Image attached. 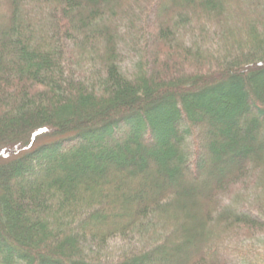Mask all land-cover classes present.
<instances>
[{"label":"trees","instance_id":"16d2710c","mask_svg":"<svg viewBox=\"0 0 264 264\" xmlns=\"http://www.w3.org/2000/svg\"><path fill=\"white\" fill-rule=\"evenodd\" d=\"M11 153L0 264H264V0H0Z\"/></svg>","mask_w":264,"mask_h":264},{"label":"rangeland","instance_id":"374dc122","mask_svg":"<svg viewBox=\"0 0 264 264\" xmlns=\"http://www.w3.org/2000/svg\"><path fill=\"white\" fill-rule=\"evenodd\" d=\"M48 133L44 131V133L35 141L33 142V147H36V145L38 144V142H49V141H52V140H55V141H59V140H62V139H68V138H72L73 136H75L77 134V132H66L64 134H60V135H47ZM31 148V147H30ZM26 151V150H24ZM2 152H5V151H2ZM24 153L23 151L20 152L19 154H22ZM17 154V153H16ZM15 155V153H11V154H3L1 157H0V162H5L7 160H9L10 158H12L13 156ZM37 177H39V173H36L35 174V178H27L25 179L26 181H30L32 182L33 180H35Z\"/></svg>","mask_w":264,"mask_h":264}]
</instances>
